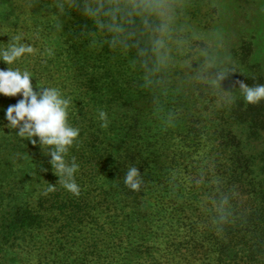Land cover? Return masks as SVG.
<instances>
[{"label":"trees","instance_id":"1","mask_svg":"<svg viewBox=\"0 0 264 264\" xmlns=\"http://www.w3.org/2000/svg\"><path fill=\"white\" fill-rule=\"evenodd\" d=\"M5 1L0 16L11 15L18 25L24 0ZM185 1L172 0L170 34L157 71L139 21L129 28L131 38L114 43L82 8L66 5L61 13L57 0H26L42 55L28 54L26 65L19 58L12 66L31 73L35 91L55 87L71 98L68 123L80 134L65 160L71 164L75 157L79 165L74 178L80 194L58 184L38 137L33 145L7 127L6 110L22 94H0V264H30L20 250L30 243L45 264H174L183 243L196 256L206 244L216 264L243 256L247 264H264V148L252 153L245 145L264 132V101L246 104L238 85L233 88L236 80L249 86L264 80L231 65L228 87H213L199 71L206 64L199 54L211 49L192 43L195 28L203 20L211 25L213 17L193 21L201 6H183ZM37 40L26 41L36 48ZM239 48L246 62L252 44ZM100 110L107 113V128L101 127ZM131 166L145 181L139 192L124 184ZM202 175L218 176L224 187L237 185L241 193L237 219L222 232L207 211L206 218L201 214L206 189L195 181ZM50 184L55 190L46 192Z\"/></svg>","mask_w":264,"mask_h":264},{"label":"clouds","instance_id":"2","mask_svg":"<svg viewBox=\"0 0 264 264\" xmlns=\"http://www.w3.org/2000/svg\"><path fill=\"white\" fill-rule=\"evenodd\" d=\"M66 5L82 8V14L93 21L98 29H104L112 34L114 43H124L122 37L125 35L131 38L129 28L139 21L149 35L150 50L156 57L155 70L160 69L166 52L165 39L169 37L172 23V0H82V3H78L77 0H57L55 3V7L61 13L65 12ZM61 26L57 24L58 29ZM9 36L10 40L6 47L0 48V61L9 65L7 70L0 69V94L8 97L22 94L23 98L7 108L6 119L9 121L7 127L18 130L16 134L31 140L33 145L37 144L38 137L45 154L51 157L50 164L59 177L58 184L79 196L80 188L74 178L79 165L75 157L72 158L71 164L65 160L70 147L80 134L79 128L68 123L71 98H63L60 90L55 87L38 86L39 91H35L29 71L22 72L19 68L14 70L10 67L25 54L34 53L35 49L31 44L21 43V35ZM141 51L145 54L147 52L145 49ZM199 71L205 73V79L213 87L220 86L224 89L223 83L229 78L228 69L206 61L205 66ZM231 71L234 72L235 69ZM237 85L239 95L246 104L258 105L264 101V84L249 86L241 80H236L233 88ZM227 91L232 94V91ZM98 118L103 121L101 127L107 128L109 124L107 113L100 110ZM123 180L124 184L135 192H139L145 183L135 166L128 168ZM195 184L206 189L203 192L202 203L217 231L222 232L232 225L237 219V204L241 198L238 186L224 187L220 177L213 176L206 180L203 175ZM54 190L53 184L45 189L46 192ZM246 211L245 209L240 213L241 217Z\"/></svg>","mask_w":264,"mask_h":264},{"label":"rangeland","instance_id":"3","mask_svg":"<svg viewBox=\"0 0 264 264\" xmlns=\"http://www.w3.org/2000/svg\"><path fill=\"white\" fill-rule=\"evenodd\" d=\"M193 2L200 4V10L196 11L200 13L196 16L189 14L186 19L191 16L193 21H199L200 17L206 20L211 15L213 17H211L213 19L211 20V25H208L203 20L195 28L194 32H192V35H195L192 42L194 46L200 49L202 48V50L206 46L211 49L199 54L201 55L203 63L210 61L213 65L225 69L228 66L234 65L242 68L245 72H253L261 76L264 80V0H186L183 6L186 3L192 4ZM25 3L26 0L23 1V6L21 7L23 15H21V20L18 25L10 20L9 17H12L11 15L3 14L2 17L0 16V48L6 47V43L10 40L9 35L15 36L19 34L22 36L21 43L27 42L28 40L34 43V40L38 39V46L34 48L35 51L32 53L38 55L42 46V40L40 36L35 35L36 30L34 31L31 27V22L29 21L30 11H28L29 8ZM6 4L7 2L5 0H0V10L5 8ZM26 8L27 12H25ZM182 13H185V11H181ZM15 29L19 33H15ZM243 42L252 44V51L249 53L246 62L240 61L243 55L239 46ZM235 48L238 49V53L236 51L233 52ZM56 52L57 50L51 57ZM27 55L25 54L20 58L21 60L25 59L23 65H26L28 63L27 61H30V57ZM41 55H38V57H41ZM61 55L64 57L63 54ZM240 62H243V64H239ZM8 67L9 65L7 63L0 61V69L7 70ZM10 67L13 68L12 65ZM212 70L215 71L214 68ZM49 80L50 78H47V85H49ZM223 87H228L226 81H224ZM245 145L246 149L252 153L260 152L264 148V132L261 133V136L256 141H245ZM201 214L206 218L207 215L204 206H202ZM176 243L179 244L181 242L176 239ZM20 250L28 256L30 264H45L41 252L34 247V243H30L29 246L24 245L23 249L21 248ZM197 252L199 253L196 256L194 247L191 244L183 243L182 249H180V255L176 256L174 264L179 259H181L182 263L190 261L191 264H202L205 261L203 264H216L214 253L209 251L206 244ZM194 256L197 259H194ZM243 258V260L238 259L236 260L237 262L234 261L231 264H247L245 263L244 256ZM249 264H253V262Z\"/></svg>","mask_w":264,"mask_h":264}]
</instances>
